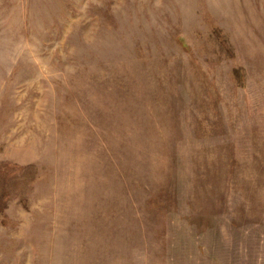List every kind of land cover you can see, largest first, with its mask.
<instances>
[{
	"label": "rangeland",
	"instance_id": "obj_1",
	"mask_svg": "<svg viewBox=\"0 0 264 264\" xmlns=\"http://www.w3.org/2000/svg\"><path fill=\"white\" fill-rule=\"evenodd\" d=\"M0 264H264V0H0Z\"/></svg>",
	"mask_w": 264,
	"mask_h": 264
}]
</instances>
